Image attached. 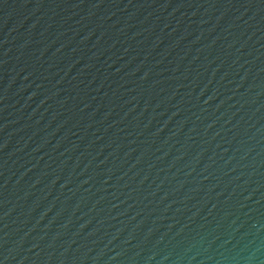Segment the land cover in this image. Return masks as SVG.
<instances>
[{"label":"water","instance_id":"1","mask_svg":"<svg viewBox=\"0 0 264 264\" xmlns=\"http://www.w3.org/2000/svg\"><path fill=\"white\" fill-rule=\"evenodd\" d=\"M0 264H264V0H0Z\"/></svg>","mask_w":264,"mask_h":264}]
</instances>
